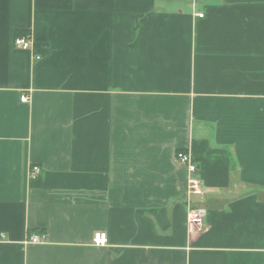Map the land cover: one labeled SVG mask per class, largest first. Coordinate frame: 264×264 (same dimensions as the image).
I'll return each instance as SVG.
<instances>
[{
    "label": "crops",
    "instance_id": "0c3cea01",
    "mask_svg": "<svg viewBox=\"0 0 264 264\" xmlns=\"http://www.w3.org/2000/svg\"><path fill=\"white\" fill-rule=\"evenodd\" d=\"M0 264H264V0H0Z\"/></svg>",
    "mask_w": 264,
    "mask_h": 264
},
{
    "label": "built area",
    "instance_id": "2783aa9c",
    "mask_svg": "<svg viewBox=\"0 0 264 264\" xmlns=\"http://www.w3.org/2000/svg\"><path fill=\"white\" fill-rule=\"evenodd\" d=\"M203 13H200V16H203ZM14 43L16 46L22 49H35L32 40L28 34L16 36ZM37 59H41V55H36ZM22 101H28L29 96L24 94L21 97ZM176 160L178 163L184 164L189 172V183L188 188L191 193L201 194L203 193V182L200 174L198 173V165L194 161L192 155L189 152L179 150L176 153ZM41 171V168L38 165L32 167V172L34 175H37ZM206 209L204 207L192 206L188 212V228L190 233H197L203 229L204 217L206 216ZM42 237L38 235H31L28 239V242L40 243L42 242ZM93 242L96 245H105L108 242V235L106 231H96L94 233Z\"/></svg>",
    "mask_w": 264,
    "mask_h": 264
},
{
    "label": "trees",
    "instance_id": "16d2710c",
    "mask_svg": "<svg viewBox=\"0 0 264 264\" xmlns=\"http://www.w3.org/2000/svg\"><path fill=\"white\" fill-rule=\"evenodd\" d=\"M19 35H25V34H21V33H19Z\"/></svg>",
    "mask_w": 264,
    "mask_h": 264
}]
</instances>
